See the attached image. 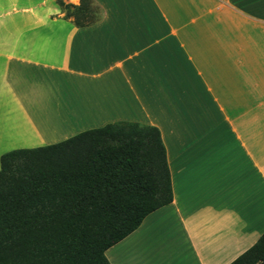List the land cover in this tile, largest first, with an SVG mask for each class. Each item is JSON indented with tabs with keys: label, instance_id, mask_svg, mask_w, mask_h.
Listing matches in <instances>:
<instances>
[{
	"label": "crops",
	"instance_id": "obj_1",
	"mask_svg": "<svg viewBox=\"0 0 264 264\" xmlns=\"http://www.w3.org/2000/svg\"><path fill=\"white\" fill-rule=\"evenodd\" d=\"M3 1L24 12L0 33V155L117 121L160 132L173 199L106 249L111 264H229L258 240L262 136L244 126L264 93L242 80L264 0H92L85 26L55 0Z\"/></svg>",
	"mask_w": 264,
	"mask_h": 264
},
{
	"label": "trees",
	"instance_id": "obj_2",
	"mask_svg": "<svg viewBox=\"0 0 264 264\" xmlns=\"http://www.w3.org/2000/svg\"><path fill=\"white\" fill-rule=\"evenodd\" d=\"M90 2L56 4L85 26ZM166 159L158 128L135 121L2 153L0 264H111L106 249L173 199ZM229 264H264V231Z\"/></svg>",
	"mask_w": 264,
	"mask_h": 264
},
{
	"label": "rangeland",
	"instance_id": "obj_3",
	"mask_svg": "<svg viewBox=\"0 0 264 264\" xmlns=\"http://www.w3.org/2000/svg\"><path fill=\"white\" fill-rule=\"evenodd\" d=\"M57 0H55L56 2ZM62 1V0H61ZM64 3V1H63ZM91 9H93V17L97 20L100 16V11L98 9V6L94 3V1L91 0L90 2ZM31 11H36L34 8H32ZM95 11V12H94ZM97 11V12H96ZM23 10H19V8H13L11 4H8L4 2L3 0H0V33H2V28L4 27V23L10 19L11 17H23ZM221 17V16H220ZM226 20V18H221ZM1 35V34H0ZM262 38L258 40V52L257 54L251 53V57H248V68H249V78H244L243 85L246 86V83L249 84V89L256 90L259 89V93H264V34L261 32ZM242 42V41H241ZM252 45H250L251 49ZM248 51V47H244V50L240 52V55H244L245 51ZM255 56V57H254ZM247 59V57H244V60ZM245 63V62H244ZM244 65V71H247V68ZM235 70V68H234ZM251 96V94H250ZM264 96V94H263ZM248 121L247 125L244 126L245 130L249 135L255 136L258 134L259 136H262V140L260 142H253V148H257L258 151H263L264 153V109L263 110H257V109H250L248 111ZM243 126V125H242Z\"/></svg>",
	"mask_w": 264,
	"mask_h": 264
}]
</instances>
